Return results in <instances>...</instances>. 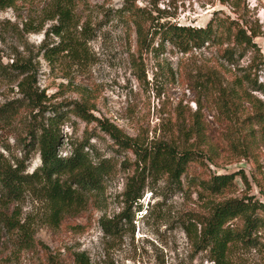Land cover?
<instances>
[{
	"label": "rangeland",
	"instance_id": "rangeland-1",
	"mask_svg": "<svg viewBox=\"0 0 264 264\" xmlns=\"http://www.w3.org/2000/svg\"><path fill=\"white\" fill-rule=\"evenodd\" d=\"M51 1L17 0L14 7L0 9L2 62L28 60L37 85L48 96L47 104L86 102L94 115L109 118L132 136L141 134L149 139L172 135L178 117L194 116L199 92L190 81L195 65L192 53H181L168 41L162 44L159 35L149 49L139 51L134 28L125 14L117 12L124 0H72L75 26L64 38L71 44L86 39V46L78 54L69 50L54 54L52 49L62 38L53 32L57 20L47 19L53 13ZM137 3L155 17L149 15L150 25L158 20L205 25L216 11L244 17L259 31L255 41L264 54V0ZM24 24L44 25L40 32L28 33ZM44 47L49 48L48 53ZM18 81L11 68L0 72V108L15 106L9 118H0V152L6 163L32 173L42 162L38 146L32 145L28 136L38 110L24 100ZM61 133L63 155L70 154L75 145L88 143L95 158L113 157L119 169L102 194L89 198L81 211L67 216L59 227L50 224V208L38 194L15 186L6 172H0V264H79L75 258L78 252H84L90 264H214L209 249L197 246L194 232L186 228L191 218L209 212L211 202L195 176L240 169L248 181L237 176V188L228 197L248 194L264 202L262 139L248 157L220 151L212 156L213 163L204 155V165L184 178V190L163 180L153 181V188L144 192L142 210L135 211L133 224L118 236H105L99 219L122 211L121 194L132 170H123L121 163L134 161L135 156L119 151L95 122L87 123L72 114ZM12 222L34 230V242L25 244L18 239L9 228ZM228 264H264V248L238 244Z\"/></svg>",
	"mask_w": 264,
	"mask_h": 264
},
{
	"label": "trees",
	"instance_id": "trees-1",
	"mask_svg": "<svg viewBox=\"0 0 264 264\" xmlns=\"http://www.w3.org/2000/svg\"><path fill=\"white\" fill-rule=\"evenodd\" d=\"M16 1L0 0V9L14 7ZM51 5L53 13L47 19L57 20L53 32L62 38L52 52H82L86 39L71 44L64 38L75 26L72 0H52ZM117 12L125 14L127 23L134 28L139 51L149 49L159 35L162 44L168 41L179 52L192 53L195 58L189 75L193 88L199 92L195 99L197 109L190 119L177 118L172 135L153 139L141 134L132 136L109 118L91 113V106L82 101L47 104L48 96L37 85L29 61L17 58L4 64L0 55V72L8 68L16 71L19 92L33 110H38L28 136L29 142L38 146L42 160L32 173H25L23 167L6 163L0 152V172H6L15 186L38 194L48 204V220L53 227L81 211L89 198L102 194L106 182L119 169L113 157L95 158L88 143L75 145L70 154L60 152L61 127L71 114L87 123L95 122L119 151L135 156L134 161L121 163L123 170H132L121 194L122 211L99 219L108 237L122 234L133 224L135 211L142 210L144 192L153 188V181L163 180L176 190H184V178L193 168L204 165V155H209L213 163L212 156L220 151L248 157L256 143L264 139V54L255 41L259 31L244 17L216 11L205 25L160 20L150 25L149 15L155 17L137 0H124ZM24 25L28 33H33L43 30L44 24ZM14 108L1 107L0 118H9ZM237 176L248 181L240 169L195 176L196 184L211 202L209 212L191 218L186 228L194 232L197 246L209 249L214 264H228L232 249L238 244L264 248V202L248 194L228 197L237 188ZM10 224V230L23 243L34 242V230L28 225ZM75 258L79 264H90L84 252L76 253Z\"/></svg>",
	"mask_w": 264,
	"mask_h": 264
}]
</instances>
